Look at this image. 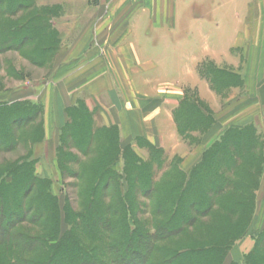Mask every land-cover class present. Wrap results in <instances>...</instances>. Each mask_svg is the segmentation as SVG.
Returning a JSON list of instances; mask_svg holds the SVG:
<instances>
[{
  "label": "crops",
  "instance_id": "obj_1",
  "mask_svg": "<svg viewBox=\"0 0 264 264\" xmlns=\"http://www.w3.org/2000/svg\"><path fill=\"white\" fill-rule=\"evenodd\" d=\"M56 3L63 7L55 23L62 47L50 69L51 78L36 79L47 82L36 85L34 98L30 96L42 107L44 124V139L34 152L42 153L43 147L52 151L53 134L62 131L68 111L79 100L100 114L103 124L117 127L123 142L144 136L167 152L183 142L176 110L188 91L197 93L215 119L208 130L192 132L199 138L197 146L210 147L228 127L253 126L264 142V0ZM199 12L215 14L206 21L205 15L197 16ZM178 60L195 63L190 71H182L192 81L173 78ZM207 65L241 77L242 86H231L232 92L241 91L235 100L223 101L212 81L199 72ZM254 93L257 100L252 99ZM190 136L186 140L192 141ZM194 155L175 156H182L183 170L188 171ZM259 189L258 203L264 191V163Z\"/></svg>",
  "mask_w": 264,
  "mask_h": 264
},
{
  "label": "rangeland",
  "instance_id": "obj_2",
  "mask_svg": "<svg viewBox=\"0 0 264 264\" xmlns=\"http://www.w3.org/2000/svg\"><path fill=\"white\" fill-rule=\"evenodd\" d=\"M56 2H58V0H0V92H3L0 93V182L3 181V185L5 186L4 188H0V201L2 202L0 204V215L3 220L1 222L3 227L0 229V240H3L0 241V264H16L17 262L15 263V259L17 256H19L18 258L21 260L35 261L36 256L41 252L42 242L44 244L52 243L53 246L72 245L74 241L71 240V237H76L77 233L80 240L87 242H90L89 237L91 236L89 234H92V237L93 235L95 237L96 235H99L100 238H93L92 241V245L94 244L96 246H102V244H105L104 240H107L108 235L110 234L113 235L112 237H114V240L117 239L119 228L116 227V231V229L111 230L107 226H104V229L106 230L105 232L101 220H105V217L107 216L111 221L116 222L117 226H120L121 223H119L120 221L117 217L105 215L103 213V206L94 210L97 213H94V217L91 221V228H87L85 223L83 224L84 228L80 227L78 223L76 224L77 220L74 221L76 218L74 216L79 212H83L85 207V201L80 199L79 193L81 190H85L89 185L86 172H96L99 169V165L97 166L99 158L103 157L105 153L110 150L113 154L112 159L114 160L113 164H111V170L118 176V179L116 178V185L119 190L127 191L129 188L126 180L127 177H129L130 170L129 174H127L125 169L126 161L123 157V151L126 146L131 145V149L137 155V157H134L136 165H140L139 162L136 161H141V163L146 165H148L150 161L149 151L146 148L141 147V141L145 140V143L151 144L150 141L144 136H139L136 138L139 141L134 139V142H123L120 137V132L115 126L112 131L96 135L95 141L92 147H90V153L88 155L83 154L72 145H69L68 147L65 146L66 148L64 147L63 151L60 152L59 147H61V144L67 138L69 128L73 129L77 134H80L83 129V122L79 121V119L81 120V117L83 120L85 119V125L94 122L95 128L101 126L109 127L102 123L100 114L93 112L88 108L84 100H79L75 108L70 110L76 122L69 123L67 129L65 128L63 130V134H61L62 131H56L53 134L55 139L51 141L53 145L52 151H44L46 148L43 147L42 153L34 152L35 145L42 142L44 137L42 139L40 138L42 123L39 117V104L34 103L30 96L34 98L36 85L39 86V84L47 82L41 81L40 83L36 79L42 77H47V79L51 78L50 69L52 68V64L57 54L56 52L62 47L60 30L56 27L55 23L61 15L63 7ZM14 11L18 12H15V15H13L12 12ZM7 12L9 15L5 14ZM196 14L197 16L205 15V18L203 17L204 20L212 21L215 13H213L212 17L209 16V14H211L209 12H199ZM16 24H24L25 26L15 31L12 26L14 27ZM58 47L60 48L58 49ZM158 62L164 63V60L159 59ZM178 63L179 67L174 71V74H171L173 75V78L176 80L187 78L192 81V76L188 77L185 76V74L182 75V71H190L192 67L195 66V63H185L179 60ZM216 68L207 65L202 69H198H200L199 72L202 73L207 80L212 81V88L219 94L223 95V101L230 102L231 100H235L237 96L241 94V91L238 90L237 92H232L231 89L235 86H242L241 77L239 75L230 74L226 70ZM140 82L142 92L144 93L146 92V87L143 84V78ZM230 95H233L231 96L233 98H231ZM256 95L254 93L253 100H257L258 96ZM194 101L199 102V104H195L200 107V113H203L201 106L204 104L199 99L197 93L195 91H188L185 92V97L181 100V103L176 110V118L182 113V118L184 119L183 107L185 103L191 102L192 107L195 108L194 106L196 105L194 104ZM32 104L38 106H34V109H31V119L29 121L27 119V122H25V120H23V122H18L17 119L21 115H27V117L30 115L20 113L22 111H20L19 108H27V106L32 107ZM10 106L14 107V112L11 114L9 112L10 117H7L9 114H7V110L5 111V109H8ZM204 106L206 107V113L203 114L205 116H210L208 118L209 120L200 122L202 128L201 132L208 130L215 121L213 113L208 109L209 107L206 105ZM185 107H187V104ZM85 108H87L89 112H93L94 117L88 112L85 113ZM192 110L194 111V109ZM5 115H7V118ZM228 126L231 125L229 124L227 127ZM232 129L238 128L228 127L223 133L225 134ZM5 131L11 132L12 135H7ZM117 133L119 134L120 149L119 152L117 150L116 153ZM191 133L192 132H190V134ZM181 137L183 138L181 145L176 144L178 145L176 146L174 143L175 146L173 145L174 147H172L171 150H167V152L158 148L164 151H162V157H160L159 161L164 162L166 170L170 163L173 167L175 165L174 168L178 170L181 169L187 173L199 164L204 159V156L207 161L216 160L217 157L212 152L209 155L205 154H207V150L221 138L212 143L210 147L203 148L197 146L199 138L195 137V135L190 136L192 137V141L189 139L186 140L187 138L184 137L183 134H181ZM229 141H231L230 137L227 139V143H230ZM167 142L168 140L165 141V143ZM262 144L264 147V142ZM154 147L157 148L156 146ZM88 148V146L83 147V149ZM224 149H226V147ZM198 150L199 154H201L200 156L197 153ZM201 151L203 152L201 153ZM220 151H222L221 148L217 150L216 153H219ZM191 152H194L195 154L190 158L193 160L194 164L192 165L194 166L188 171H185L182 166V156L175 155L188 156ZM250 158H253L252 155H247V157H245L247 162L245 160L243 162L241 161V169H239L240 173L247 171L248 168L246 164H249ZM23 163L28 165L26 169H30L33 172L31 173V178H27L22 184H20L17 182V179H20V174L25 169L17 170V168H20ZM151 166L149 165V168L151 169L152 178L154 179L153 181L156 182V184L162 186L163 183H166L168 180H174L175 175L168 176L166 172L164 173L165 169L158 171L155 164ZM249 166L251 165L249 164ZM173 167L171 168V171L173 170ZM152 172H154V174ZM205 172L207 173V171ZM252 175L253 177L255 176L254 173H252ZM17 176L19 177L17 178ZM130 176L132 179L135 177L133 175ZM232 179L235 184L240 183V185H242V182L248 183V179H244L241 174H235ZM34 181L35 184L33 183ZM260 181L261 176L258 187L256 184L255 188L249 189L246 194H235L228 197L230 191L226 190L221 196L224 200L228 198L230 200L233 198L236 200L240 199V201L243 200V196H247L249 201L251 200L249 209H255L253 210V213H250L249 211V214H247L243 230L238 231L237 229L234 233L235 236L232 245L226 251L223 264H248L247 256L254 250L258 236L264 229V204L262 203V200H264V191L259 195L260 202H257ZM254 183H256V176ZM161 186H159L157 190L158 192L154 194V200H149L143 195H138L139 201L146 203L147 205H143V207L139 208V217L142 220L141 222H145L147 225V227H145L146 230H153L156 222L159 221V218L153 215V207H150V205L153 206V203L157 201L159 197L158 193L161 194ZM113 187L112 183L109 189ZM102 188H104V183L100 186V189ZM9 195L13 196V201L16 199L19 201L24 198L27 202V206H31L32 210L28 209L30 212L27 214L26 207L21 210H16L12 205H9V208L6 207L10 198L8 197ZM109 199L110 198L106 199V202L110 201ZM33 203L46 207V210H43L37 205L33 206ZM54 204L55 206L58 204L56 208L57 211L54 210ZM48 206L50 208L53 207V210H50ZM66 206L67 209H69V212H67ZM11 210H13V213H16L15 215L18 214L19 218L24 217L26 222L18 223L17 225L16 223L18 222V219L17 217H13ZM226 216L225 212L221 210V207L218 205L213 208L211 213L206 214L203 217H198L194 226L185 228L183 232L170 240L159 242L157 246L159 248L161 247L163 252H167V250L170 249L172 251L185 248L196 249L200 247L199 245L204 244L208 240L216 236H223L222 234L227 232L230 233L234 230V220ZM10 220L15 226L11 230L12 235L10 237H5L4 228H8V222ZM51 228L55 230V235L53 237L51 235L47 236L52 232ZM81 228H83L85 233L86 231L88 232V236L80 232ZM61 235L64 237L63 240H60L62 238ZM236 236L238 237L236 238ZM51 239H56L57 242ZM138 243L139 246L144 244L143 240H139ZM135 246H137V244ZM191 257H193L192 254H190L189 258L184 259L181 264H191ZM113 260L114 255H108V259H102L99 257L98 261L111 264ZM117 263L118 261L114 264ZM175 263L177 264V262ZM170 264H173V262ZM197 264H202V262L197 261Z\"/></svg>",
  "mask_w": 264,
  "mask_h": 264
},
{
  "label": "trees",
  "instance_id": "obj_3",
  "mask_svg": "<svg viewBox=\"0 0 264 264\" xmlns=\"http://www.w3.org/2000/svg\"><path fill=\"white\" fill-rule=\"evenodd\" d=\"M18 11L12 12L13 15H15V12ZM5 14L9 15L8 12ZM23 26L25 25L16 24L14 27L12 26V28L16 31L18 29H21V27ZM59 48L60 47H58V49ZM195 103L199 104V102L194 101V104ZM186 104L187 107H185ZM191 104V102H187L183 107L184 119L182 118V113L178 115V118H176L179 132L183 134L184 137L189 136L190 132L201 131L202 128L200 122L209 120L208 118L210 116H205L203 113H200V107H198L197 104L195 105L198 108L196 106H194L195 108H193ZM34 106L37 107L38 105H33L32 107L27 106V108H19L20 111H22L20 113H26L30 115H28L27 117V115L19 114L21 116L17 119V121L23 122V120H25V122H27V119L29 121L32 117L31 109H34ZM38 107L40 113L39 117L42 123V131L40 136V138L42 139L44 137V124L41 116L43 110L41 106ZM73 108H71L70 110H72ZM192 109H194V111ZM6 110L7 114H9V112L11 114L14 112V107L10 106L8 109H5V111ZM70 110L68 111V122L63 127L61 134H63V130L65 128L67 129V125L69 123H73L74 121L76 122ZM86 112L94 117V113L89 112L87 108H85V113ZM10 114L8 116L5 115V117H10ZM79 121L83 122V129L81 130L80 134H77V132H74L73 129L69 128L67 138L61 144V147H59L60 149L58 148L60 152L63 151L65 146L68 147L69 145H72L83 154L88 155L90 153V147H92L95 141L96 135L103 132L106 133L107 131H112L113 129V127L107 128L104 126L95 128L94 122H92L91 124H86V126L85 119L83 120L82 117L81 120L79 119ZM5 133L10 136L12 135L11 132L8 131H5ZM229 137L231 141H229L230 143H227V139ZM116 142L117 153V150L119 152L120 149L118 133ZM262 143L263 141L261 135H259L257 129L253 126H248L243 129H232L229 132L223 134L221 136V139L215 142L207 150V154L205 155H209L212 152L214 155H216V160L207 161L206 157L204 156V159L187 173L182 171L181 169L178 170L174 168L175 165L173 167V165L170 163L166 170L164 167V162L159 161L160 157H162L163 150L155 148L151 144L145 143V140L141 141V147L146 148L149 151V164L146 165L144 163H141V161H136L140 164L136 165L134 157H137V155L131 149V145H128L123 151V157L126 161L125 169L127 174H129L130 170L129 177H127L126 180L129 188L127 191H122L121 189L119 190L118 186L116 185L118 176L111 170V164H113L114 160L112 159L113 154L109 150L103 157L99 158V160L101 161L98 160L97 166L99 165V169L96 172H86V177L88 176L87 180L89 181V185L85 189L86 191L81 190L79 193L80 199H83L85 201V207L83 209V212H79L74 216L76 217L74 221L77 220L76 224L78 223L80 227H83V224L85 223V225H87V228H91L92 218L94 217V213H97L94 210L99 209L103 206V213L105 215L117 217L120 221L119 223H121L120 226H117L116 222L111 221L109 218H107V216L105 217V220H101L103 225L101 226L103 227V230H105L104 226H107L111 230L116 229V231L117 228H119L117 239L114 240V237H112L113 235L110 234L108 235L107 240H104L105 244H102V246H96L94 244L92 245V241L93 238H98L99 235H96V237L93 235L92 237V234H89L91 236L89 237L90 242H87L80 240L77 233L76 237H71V240L74 241L72 245L53 246L52 243L46 242L47 244H44L41 241L42 249L41 252H39V254L36 256L35 261L21 260L18 258L19 256H17V258L15 259V263L106 264L104 262L98 261L99 257L102 259H108V255H114V260L111 264H114L116 261H118L117 264H170L171 262H173V264H176L175 262H177V264H181L183 263L184 259L189 258L190 254H192V261L190 260L191 264H197V261H201L202 264H223V260L226 256V251L232 245L233 238L235 236L234 233L237 231V229L238 231L243 230L245 221L247 219V214H249V211L250 213H253V210H255L252 208L249 209L251 200L249 201V198H247V196H243V200L241 201L240 199L236 200L233 198L229 200L228 197H231L235 194H246L249 189L255 188L256 184L258 187L259 179L262 174V163L264 160ZM84 146H88L89 148L83 149ZM225 147L226 149H224ZM220 148L222 149V151L216 153V151ZM247 155H252L253 157L249 159V164L251 166H249V164H246L248 168L247 171H245L244 173H240V163L241 161L243 162L245 160V157H247ZM154 164L156 165L158 171L165 169L164 173L166 172L168 176L175 175L174 180H168L166 183H163L162 186L156 184V182L153 181L154 179L152 178L151 169L149 168V165L151 166ZM27 166L28 165L23 163L20 168H17V170L25 169L22 171L23 173L21 172L20 179H17V182H19L20 184H22L23 181L29 178L31 176V173L33 172L30 169H26ZM172 167L173 170L171 171ZM205 171H207V173ZM152 173L154 174V172ZM252 173H254L256 176V183H254L255 176L253 177ZM235 174L243 175L244 179H248V183L242 182V185H240V183L235 184L232 181V177ZM130 175H133L135 177L132 179ZM18 177L19 176H17V178ZM3 183V181L0 182V188L5 187ZM33 183L35 184V181ZM103 183L104 188L100 189V186ZM112 183L114 187L109 189ZM159 186H161L162 188H160L161 194L158 193L159 197L157 201L153 203V206L150 205V207H153V215L158 217L159 221L156 222L153 230H146L145 227H147V225L145 224V222H141L142 220L139 217V208L143 207V205L145 206L146 203L139 201L138 195H143L149 200H154V194L158 192L157 190ZM226 190L230 191V195L227 197L228 199L224 200V198H222L221 196L223 195V193H225ZM8 197H10L9 201H11L12 203L8 201L6 207L9 208V205H12V207L16 210H21L22 208L26 207L27 214L30 212L29 210H32L31 206H27V202L24 198L20 199L19 201H17L18 199L13 201V196L9 195ZM108 198H110V201L106 202V199ZM1 203L2 202L0 201V204ZM35 205L37 204L33 203V206ZM218 205L221 207V210L225 212V214L227 215L226 217L234 220L233 231H231L230 233H224L222 234L223 236H216L208 240L204 244L199 245L200 247L196 249L185 248L174 251L170 249L167 250V252H163V249L157 246L159 242L170 240L179 233L183 232L185 228L194 226L198 217H203L206 214L211 213V211H213V208ZM37 206H40V208L46 210V207H43L40 204H38ZM57 206L58 204L56 206L54 204V210L56 211ZM48 208L50 210H53V207L50 208L48 206ZM66 210L67 212H69L67 206ZM11 212L13 213V210H11ZM15 214L16 213H13V217H17V225L18 223L26 222L24 217L20 216L21 218H19L18 214ZM11 220L8 222V228H4L5 231L3 230L5 237H10L12 235L11 230L15 225L12 222L13 220ZM2 221L3 220L1 219L0 215V229H2L3 227L1 223ZM83 228L80 229V232L88 236V232L86 231L85 233ZM51 230L52 232L47 236L51 235L53 237L55 235V230L53 228H51ZM61 236L62 238L60 240H63L64 237L63 235ZM237 237L238 236H236V238ZM51 240L57 242L56 239ZM139 240H143L144 244L139 246ZM136 244L137 246H135ZM247 263L264 264V229L258 236L254 250L250 253V255L247 256Z\"/></svg>",
  "mask_w": 264,
  "mask_h": 264
}]
</instances>
